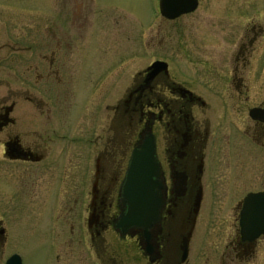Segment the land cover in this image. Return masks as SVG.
Listing matches in <instances>:
<instances>
[{"label": "flooded vegetation", "instance_id": "obj_1", "mask_svg": "<svg viewBox=\"0 0 264 264\" xmlns=\"http://www.w3.org/2000/svg\"><path fill=\"white\" fill-rule=\"evenodd\" d=\"M88 7L74 4L67 23L75 32L57 36L47 26L48 33L39 37L43 41L34 43L30 34L26 46L11 48L12 73L24 88L14 86L0 96V192L10 182L15 205L26 198L28 210L38 214L35 224L45 227L44 246L50 247L45 264H143V259L144 264H255L264 235L242 241L239 218L245 196L264 193V26L250 20L239 31L230 29L218 37L219 43L224 41L217 57L201 62L204 93L190 86V81L198 84L197 78L171 77L169 62L162 58L131 79L125 75L123 90L109 94L111 99L120 95L103 106L108 122L101 129L98 97L102 88L117 85L115 75L127 73L129 53L119 52L115 61L106 58L109 49L97 47V30L107 24L109 29L113 21L108 16L93 19L96 9ZM188 14L162 18L174 22ZM115 32L108 43L124 39ZM143 50L137 53L144 56ZM102 57L104 70L91 78ZM154 61H164L167 70L149 77L147 68ZM192 74L198 76L193 69L187 75ZM34 85H40L36 88L45 98L34 92ZM252 109L260 111L252 116ZM148 133L159 167L153 179L159 181L156 193L162 201L149 240L143 227H131L125 235L114 228L131 152ZM86 177L89 200L83 218ZM207 193L213 202L203 216ZM202 216L206 221L198 224ZM2 224L0 219V243L6 239Z\"/></svg>", "mask_w": 264, "mask_h": 264}, {"label": "rangeland", "instance_id": "obj_2", "mask_svg": "<svg viewBox=\"0 0 264 264\" xmlns=\"http://www.w3.org/2000/svg\"><path fill=\"white\" fill-rule=\"evenodd\" d=\"M87 1L0 0V96L11 88H15L14 86L24 88L23 84L21 85L15 80L12 73L8 55L12 52L11 48L13 46H26V39L30 34L33 35L34 43L37 40L43 41L39 37L45 36L49 27H51L50 30L57 33V36L64 31L75 32V29H70L67 21L70 20V14H73L76 2H82L84 6L88 4L87 9H91L92 12H95L96 9L92 16L93 19L97 17L98 20H105L108 16L109 22L113 21V24L109 25V29H106L108 28L107 24L106 27L103 26V30H100V26L97 30V47L109 49L106 56L108 60L115 61L119 52L120 54L129 53L127 73L115 75L113 84L117 85L102 88V95L98 97L97 121L101 129L108 122V111L103 106L112 100L114 101L120 95L119 92L111 99L110 92L112 89L113 92H117L121 87L123 90L122 81L125 75L131 79L135 72L152 60L162 58L169 62L168 72L171 77L173 76L176 80L197 78L196 83L202 84V77L199 73L205 66L201 62L207 56L217 57L219 54L217 47L223 46L222 41H224L223 38L219 43L218 37H224V32L230 29L239 31L250 20L256 22L257 25L262 24L264 26V0H199L198 7L194 12L174 22L167 21L160 16L157 0H95L97 6L94 7H92L93 2ZM83 8L82 12L85 11V7ZM116 30H118V35L123 36L124 39L114 40H118L117 44L108 43L111 36L116 35ZM104 35L108 39H104ZM228 36L225 37V42H228ZM174 41L179 43L182 51L173 48L175 46ZM142 50L145 52L144 56L142 53H137ZM106 58L98 59L95 68L91 71V78L97 77L104 70L105 66L101 62L104 63ZM192 69L196 70L198 76L193 74L188 76L192 73ZM198 84L190 81V86L193 89H198L200 93H204L207 85L202 84L200 86ZM36 87L40 88V85H34V92L43 96ZM82 89L89 92L88 86H83ZM77 91L79 94L81 88L79 87ZM260 93L258 91V94ZM43 97L45 98V96ZM59 107L60 104H58V110ZM90 124L91 122L87 123V125ZM3 186L4 189L0 192V219H2V226L5 228L6 239L0 243V264H4L7 257L12 253L19 254L23 264H45L44 260L50 254V247L46 249L47 247L44 246V240H46L45 227L35 224L38 221L36 217L38 214L32 215L28 210L26 198L15 205L18 200L14 197L15 190L10 182H4ZM89 186L90 178H83V218L86 216ZM212 202L213 198L207 193L202 209L203 216L210 209ZM230 215L228 211L223 216L229 219ZM203 216L198 218V224L206 221L203 220ZM31 222L34 224L31 225ZM113 234H108V238L115 237ZM260 246L259 251L261 252L258 253L255 264H264V240L260 242ZM137 259L142 260L140 256ZM143 260L142 262L145 263Z\"/></svg>", "mask_w": 264, "mask_h": 264}, {"label": "water", "instance_id": "obj_3", "mask_svg": "<svg viewBox=\"0 0 264 264\" xmlns=\"http://www.w3.org/2000/svg\"><path fill=\"white\" fill-rule=\"evenodd\" d=\"M197 5L198 0H159L158 2L161 16L169 20L193 12ZM147 70L149 77H152L158 71L167 70V64L164 61H154ZM256 111L259 112L260 109H252L251 115H255ZM158 170L153 137L151 133H148L143 143L132 150L120 186L119 205L121 211L115 220L114 228L118 229L121 234H127L131 227H143L146 239L149 240V229L153 223L159 221L158 212L162 205V201L156 193V190L160 189L159 181L153 179L158 175ZM200 200L201 193L199 191L192 206L193 219L191 224L193 225L199 210ZM239 223L242 241H253L260 235H264L263 192L249 193L245 196ZM187 243L188 240L182 246L183 257L186 255ZM147 252L150 253V250ZM5 264H22L20 255L17 253L10 255Z\"/></svg>", "mask_w": 264, "mask_h": 264}]
</instances>
